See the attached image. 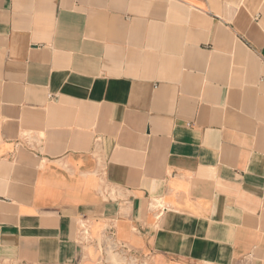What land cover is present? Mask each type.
Instances as JSON below:
<instances>
[{"label": "crops", "instance_id": "1", "mask_svg": "<svg viewBox=\"0 0 264 264\" xmlns=\"http://www.w3.org/2000/svg\"><path fill=\"white\" fill-rule=\"evenodd\" d=\"M0 264H264V0H0Z\"/></svg>", "mask_w": 264, "mask_h": 264}]
</instances>
